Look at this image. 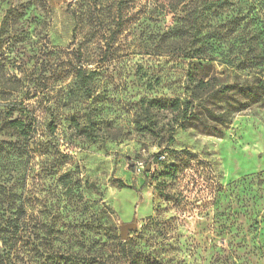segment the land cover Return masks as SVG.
<instances>
[{
  "label": "rangeland",
  "instance_id": "rangeland-1",
  "mask_svg": "<svg viewBox=\"0 0 264 264\" xmlns=\"http://www.w3.org/2000/svg\"><path fill=\"white\" fill-rule=\"evenodd\" d=\"M260 81L264 0H0V255L264 264V96L214 93Z\"/></svg>",
  "mask_w": 264,
  "mask_h": 264
},
{
  "label": "trees",
  "instance_id": "trees-1",
  "mask_svg": "<svg viewBox=\"0 0 264 264\" xmlns=\"http://www.w3.org/2000/svg\"><path fill=\"white\" fill-rule=\"evenodd\" d=\"M216 3V2H215ZM216 4L212 2L210 5L207 6V9L209 8H216ZM213 42L219 43L218 40H213ZM200 43V40H196V44L198 45ZM221 44L219 46H213L208 48L207 46L202 48L201 46H196L193 52L188 55V59L190 60V66L195 69H200L203 71H211L213 69V63L215 62L212 54H210L211 50H214L215 47L220 48ZM197 49V50H196ZM207 77V76H206ZM79 79L83 87H87V81L89 80L88 76H86L85 71L82 70V68L79 70ZM216 78H200L196 80L192 74H189V90L191 91V98L196 97L198 93L206 91V89L212 85L213 81ZM235 86H239V88L243 91V93H246L247 95L254 97V98H260L264 96V82L260 81L257 84L254 85H245L241 86L238 84H234L232 86H224L220 88L218 91L214 92L215 94H222L228 91V89L233 88ZM212 92V94H214ZM169 109L175 113L181 116V120H187L189 116L191 115L190 112L193 108L191 100H180L176 99L168 104ZM16 125H19V122H17ZM21 126L23 124H20ZM92 135V134H89ZM92 137V136H91ZM94 139V138H93ZM171 143H173V140H171ZM151 171V169H150ZM149 171V172H150ZM145 175H148V172H145V169L142 171ZM120 187L123 189H129V187L125 186L122 182H120ZM124 255L126 253V250L122 248V252ZM0 264H16V261L12 259L9 255L2 254L0 255Z\"/></svg>",
  "mask_w": 264,
  "mask_h": 264
},
{
  "label": "water",
  "instance_id": "water-1",
  "mask_svg": "<svg viewBox=\"0 0 264 264\" xmlns=\"http://www.w3.org/2000/svg\"><path fill=\"white\" fill-rule=\"evenodd\" d=\"M150 169V166H147V168H145V172H149ZM130 228L131 225H125L121 228V238L123 241H126L128 239V232Z\"/></svg>",
  "mask_w": 264,
  "mask_h": 264
},
{
  "label": "built area",
  "instance_id": "built-area-1",
  "mask_svg": "<svg viewBox=\"0 0 264 264\" xmlns=\"http://www.w3.org/2000/svg\"><path fill=\"white\" fill-rule=\"evenodd\" d=\"M136 166L138 167V171L142 172L145 169V164L141 163V164H136Z\"/></svg>",
  "mask_w": 264,
  "mask_h": 264
}]
</instances>
